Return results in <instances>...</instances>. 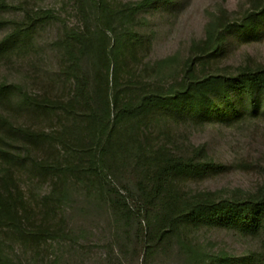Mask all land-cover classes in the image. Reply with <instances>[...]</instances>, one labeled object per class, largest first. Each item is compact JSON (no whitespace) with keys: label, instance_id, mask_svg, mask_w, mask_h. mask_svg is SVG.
<instances>
[{"label":"rangeland","instance_id":"374dc122","mask_svg":"<svg viewBox=\"0 0 264 264\" xmlns=\"http://www.w3.org/2000/svg\"><path fill=\"white\" fill-rule=\"evenodd\" d=\"M0 1L8 6L0 7V82L8 86L0 93V190L19 192L25 223L47 234L23 238L4 227L0 218V264H264V224L258 231H241L198 220L181 224L162 241L151 240L154 231L170 230L167 216L180 214L188 200L207 194L216 199L247 197L264 188V106L226 122L198 118L191 110L156 109L120 124L112 154L101 160L95 151L88 153L95 141L89 127L98 126L89 122L86 108L78 106L77 117L65 109L36 108L22 92L44 102L73 98L76 81L67 44L72 32L86 29L78 3ZM107 1L121 10L143 0ZM172 3L153 4L133 18L117 16L116 31L137 36L125 38L121 66L111 67L110 86L103 54L113 40L91 22L100 30L88 58L99 98L112 93L116 74L123 103L166 92L183 78L190 58L200 56L204 46L213 47L225 24L242 19L264 0ZM40 10L56 17L20 30L3 45L26 27L28 12ZM260 64L264 65V33L199 62L197 73L227 74ZM20 129L40 136L32 141ZM200 148L204 160L213 165L171 179L167 203L148 210L143 235L138 200L127 195V188L152 186L155 158L193 156ZM147 152L154 161L144 157ZM117 190L128 199L124 201Z\"/></svg>","mask_w":264,"mask_h":264},{"label":"trees","instance_id":"16d2710c","mask_svg":"<svg viewBox=\"0 0 264 264\" xmlns=\"http://www.w3.org/2000/svg\"><path fill=\"white\" fill-rule=\"evenodd\" d=\"M84 16L86 29L82 32H72L71 42L67 44V52L72 61L73 76L76 81L75 94L69 102H54L31 96L22 90L26 101L36 108L65 109L70 115L76 116L78 106L88 111V120L98 127H89L95 138L94 145L88 153L95 151L102 157L111 155L115 131L120 124H126L132 120L147 117L156 109H168L180 111L191 110L198 118L218 119L226 122L235 117L243 116L247 110H260L264 106V65H245L233 73H209L198 75L197 64L208 60L211 56L224 54L230 46L236 43L251 40L264 33V3L251 8L246 16L240 20L229 21L225 24L211 49L204 46L201 55L190 58L183 78L171 86L166 92H151L144 94L137 101L123 103L117 92L118 75H114V86L112 93L102 98L98 97L93 89V78L88 69V58L94 45L96 31L112 39L108 48H104V58L108 63L106 74L107 85L110 86L111 67L121 66V50L124 40L128 36H137L132 31H116L115 19L118 15L133 18L141 10L153 4L159 6L165 3L167 7L172 6L173 0H143L136 4L126 5L124 8L114 9L107 0H76ZM0 7H8L0 1ZM50 10H40L35 13H27L26 27L8 37L3 45L10 42L20 33V30L29 31L38 22L55 18ZM96 22L100 30L92 28L91 22ZM206 44V43H205ZM102 49V50H103ZM8 89L6 84L0 82V93ZM251 101V102H249ZM1 118V115H0ZM30 140L37 139L40 134H35L27 129H20ZM201 148L193 156L184 154L169 155L167 157L155 158L156 166L151 170L152 186L150 188L140 187L127 188V195L138 200L137 215L143 235L145 228L143 219L149 209H156L166 202L165 192L171 179L177 176H185L195 171L212 166V162L204 160ZM144 157L154 161L152 153H144ZM58 168V167H56ZM72 170V168H68ZM105 172L104 165L101 167ZM67 170V169H66ZM120 194L124 201L128 196ZM139 195V197H137ZM23 197L15 190H0V218L3 226L13 230L23 238H44L46 231L35 230L24 221L21 202ZM167 220L172 226L168 231H154L151 240H164L175 232V228L183 223L192 221H210L219 225H233L241 231H258L264 224V188L258 193L247 197H233L216 199L214 195L207 194L197 196L186 202L180 214H169ZM152 243L150 248H154Z\"/></svg>","mask_w":264,"mask_h":264}]
</instances>
